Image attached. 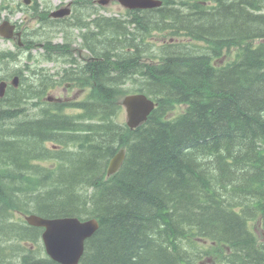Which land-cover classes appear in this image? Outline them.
<instances>
[{
  "label": "trees",
  "instance_id": "1",
  "mask_svg": "<svg viewBox=\"0 0 264 264\" xmlns=\"http://www.w3.org/2000/svg\"><path fill=\"white\" fill-rule=\"evenodd\" d=\"M162 1L86 28L96 60L80 76L65 69L56 82L39 70L0 99V264H58L42 229L15 214L97 219L79 264H264L249 227L264 230V0ZM163 32L206 47L157 53L147 39ZM67 44L47 41L44 61L67 57ZM18 56L0 52V64ZM66 81L88 90L83 100H42ZM129 94L157 104L135 130L116 120Z\"/></svg>",
  "mask_w": 264,
  "mask_h": 264
},
{
  "label": "water",
  "instance_id": "2",
  "mask_svg": "<svg viewBox=\"0 0 264 264\" xmlns=\"http://www.w3.org/2000/svg\"><path fill=\"white\" fill-rule=\"evenodd\" d=\"M111 2L119 3L127 10H149L162 5L161 0H99L102 6H107ZM69 11L62 8L53 13L54 16H66ZM15 27L9 22L0 24V35L3 38H12ZM20 36V34H17ZM18 77L12 80V84L17 86ZM6 83H0V97L4 96ZM51 99H49L50 101ZM122 106L125 108L126 125L130 129H135L143 124L156 104L144 94H134L124 97ZM124 159V151H120L109 162L107 175L116 173ZM24 219L29 226L42 228L41 241L46 255L58 264H78L83 253L85 241L91 238L99 228L96 219L80 220L75 217H61L45 219L34 214L25 215Z\"/></svg>",
  "mask_w": 264,
  "mask_h": 264
},
{
  "label": "flooded vegetation",
  "instance_id": "3",
  "mask_svg": "<svg viewBox=\"0 0 264 264\" xmlns=\"http://www.w3.org/2000/svg\"><path fill=\"white\" fill-rule=\"evenodd\" d=\"M11 1V4H3V6H1L2 4H0V10H8L2 20L8 21L13 26H15L14 37L8 42H12L13 45L16 43L15 48L17 49L18 47L20 50H22V52H24V55L37 48L44 49L45 43L48 41V39L51 40L52 36L60 34V43H62L63 38H66L67 41H69L66 45V48L63 49L67 56L66 59L70 62V64L66 65V70H68L67 74L69 76H80V74L84 72V65L90 63L91 60H95V57H93V53L90 50L91 47L86 44L87 40H85V42L83 43L80 34L83 32L85 33L86 28H92L95 24L94 21H96L97 19L99 21L102 20L103 16L98 15L97 11H95L94 9L98 5L101 6L98 3V0H54L55 6L53 8L52 5H50V3H47L46 1L38 2V0H22V3L17 2V4H15L14 6H11L14 0ZM172 1L176 2V0ZM22 5H24L25 7H23ZM62 8L68 9V15L54 16L53 13L59 11ZM16 12H18L20 15H25L24 22H27V24L17 23V21L12 19L11 15ZM132 12L135 13V11ZM29 22H33L34 24H36L34 29L29 28ZM99 25L103 26L102 23H100ZM80 28H82V31L80 30ZM74 31L78 32V34L76 35L78 46H75L74 44L76 42L73 38ZM17 32H20L21 34L20 40L15 38ZM49 35H51V37H49ZM40 37L45 39L42 44L39 43V40L41 39ZM47 37L49 38L47 39ZM64 59V57H59L57 58V61H52V63L57 64L60 62H64ZM11 76L13 77L15 75L13 74ZM60 77H62V74L60 75ZM58 78L59 77H53V79ZM32 79L36 78L33 77ZM6 80H10L9 75ZM9 82L7 81L6 91L13 89L11 86H9Z\"/></svg>",
  "mask_w": 264,
  "mask_h": 264
},
{
  "label": "rangeland",
  "instance_id": "4",
  "mask_svg": "<svg viewBox=\"0 0 264 264\" xmlns=\"http://www.w3.org/2000/svg\"><path fill=\"white\" fill-rule=\"evenodd\" d=\"M40 1H46L47 3H50V5H52V8L55 6V2L54 0H38V2ZM11 0H0V4H2L1 6H3V4H11ZM17 2L22 3V0H14L13 4L11 6H14L15 4H17ZM23 7H25L24 5H22ZM3 9V8H2ZM95 11H97L98 15L103 16V17H116V18H120V19H127L128 18V13L127 11L122 8L118 3H110L107 6L101 7V6H97L94 8ZM8 12V10H0V23L3 21V17H5L6 13ZM12 16V19L17 21V23H21V24H27V22H24L25 19V15H20L18 12L14 13ZM29 28L30 29H34L36 24H34L33 22H29ZM78 34V32L74 31L73 32V38L76 41L74 44L75 46H78V40H76V35ZM49 37H51V35H49ZM47 37V39L49 38ZM39 38V37H38ZM41 39L39 40V43L42 44L45 39L40 37ZM61 36L60 34H56L55 36H52V43L53 44H58L61 41ZM37 39V38H36ZM34 39V40H36ZM170 36L168 35V32H163V33H153L147 40L148 42H150V44L152 45V50H155L158 52H160L162 49H165V45L170 43ZM174 42H179L181 45H186V49H203L206 47V44L204 42H199V41H194L191 40L189 38H186L184 36H180L177 39L173 40ZM15 43V42H14ZM16 43L13 45L12 42H8L5 39H2L0 37V52H13V53H17L19 54L16 62L12 63V62H2L0 64V78H4L7 75L11 76L16 72H19L20 75L22 74L24 76V78L22 77V80L20 82V85L24 86L26 85V83L32 82V78L35 76V71H37V69L43 68L46 71H42V74H54L57 71L60 70V68L63 67V65H60L59 63L55 64L52 62H45L42 61L41 63H37L38 60L41 59L42 57V53H43V49H35L33 51H30V59L27 58V55L29 54H21L20 51L18 49H16L15 46ZM233 53V52H232ZM230 54L226 57H223V59H215L213 61V63H217V65H225L226 63H229L231 61H233L234 58V54ZM55 60H53L54 62ZM156 60L153 61H149L150 64L152 62H155ZM25 66V69H24ZM29 68V69H27ZM12 77V76H11ZM122 85V84H121ZM123 87H125V89H132L135 86L133 85V83H131V81H126L123 85ZM88 90L87 89H79L75 86H70L67 87L66 84L61 83L60 86H55L51 89H49L46 94L44 95V97L42 98V100L45 99V97L47 95L52 96V97H56V98H73V101H77V100H83L84 96L86 95V92ZM123 98H121L120 100H122ZM121 103V102H120ZM181 110V107H177L175 109V111L173 112L172 116H175L177 114V112H179ZM36 112V110H33V113ZM67 114H74L77 112H74L71 109H67V111H64ZM116 120L118 123L120 124H124L126 123V114H125V110L122 107L119 111V113L117 114ZM53 144L48 143L47 147H52ZM42 165H44L46 168H51L52 165L47 161V162H43ZM14 220L17 219L19 220L20 218H22L21 216H18V214L14 215ZM251 231L253 232L254 236L256 237L257 241L259 243H264V230L263 227L261 225V223L259 222V220L253 221L251 222V225L249 226ZM27 247H29L30 249L33 247L32 245H27ZM34 248V247H33Z\"/></svg>",
  "mask_w": 264,
  "mask_h": 264
},
{
  "label": "bare ground",
  "instance_id": "5",
  "mask_svg": "<svg viewBox=\"0 0 264 264\" xmlns=\"http://www.w3.org/2000/svg\"><path fill=\"white\" fill-rule=\"evenodd\" d=\"M171 1V0H170ZM177 2V1H176ZM180 2V1H179ZM169 3V2H168ZM167 3V4H168ZM178 3V2H177ZM181 4V3H180ZM176 5V4H175ZM145 25V24H144ZM148 27V26H147ZM140 32V31H139ZM140 35V34H139ZM141 52H143V51H141ZM160 59V58H159ZM161 62V61H160ZM132 76V75H131ZM137 76V75H136ZM130 77V76H129ZM127 78V77H126ZM129 79V78H128ZM140 79V78H139ZM126 80V79H125Z\"/></svg>",
  "mask_w": 264,
  "mask_h": 264
}]
</instances>
